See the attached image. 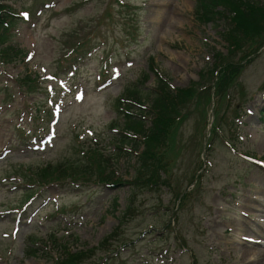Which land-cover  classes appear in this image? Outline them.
Instances as JSON below:
<instances>
[{
    "label": "rangeland",
    "instance_id": "rangeland-1",
    "mask_svg": "<svg viewBox=\"0 0 264 264\" xmlns=\"http://www.w3.org/2000/svg\"><path fill=\"white\" fill-rule=\"evenodd\" d=\"M3 2L26 14L15 19L5 39L27 55L0 63V264H56L63 246L75 251L105 238L125 208L129 185L66 180L41 185L36 182L40 168L80 163L78 149L93 142L113 154L111 137L118 131L109 124L118 123L115 97L126 86L145 81L140 89L149 106L156 84L150 63L171 87L198 79L212 63L214 50L225 52L219 35L225 22L201 21L196 0H117L105 24L98 25L102 37L94 38L86 59L75 69H63L59 60L70 50L66 44L93 26L111 0ZM27 73L38 74L42 84L29 94L16 82ZM208 93L211 101L213 90ZM206 95L207 90L198 110L191 107L173 127L171 190L136 189L139 211L123 226L118 251L105 257L108 250L95 247L84 264H264V119L259 114L264 107V46L244 64L230 98L217 105L229 123L236 104L244 103L238 106L241 118L232 120L237 138L228 136L230 123L220 124L235 150L215 136L195 193L175 209L174 192L189 185L208 140L204 118L211 120L213 106L205 103ZM136 154L113 159L124 179L134 175ZM115 197L118 205H113ZM247 241L249 253L262 249L255 260L242 255Z\"/></svg>",
    "mask_w": 264,
    "mask_h": 264
},
{
    "label": "trees",
    "instance_id": "trees-1",
    "mask_svg": "<svg viewBox=\"0 0 264 264\" xmlns=\"http://www.w3.org/2000/svg\"><path fill=\"white\" fill-rule=\"evenodd\" d=\"M195 13L204 22L224 20L226 24L221 31V36L226 42V53L217 51L213 63L202 71V80L192 81L186 87L172 89L163 77L156 76V85L151 92L149 109L142 108L144 101L141 89L136 84L125 87L122 95L116 98L117 116L123 120L122 124L116 122L112 124L120 128L118 135H112L113 139L120 144L117 146V155L125 152L121 146L133 147L135 150H140L141 148L138 146H142V149L137 154L136 175L129 182V185L132 186L129 202L119 218V225L100 243L102 247L110 240L117 239L121 226L135 215V189L137 187L161 188L166 186L171 189L173 176L171 165L174 163V159L168 156V151L174 125L185 119L191 107L194 106L195 110L199 109L200 96L202 97L206 90L205 103H208V92L212 86L216 98L218 97L217 106V103L219 104L222 99L226 98L237 83L244 64L251 62L253 56L264 45V0H196ZM12 17L14 15L10 8L5 4H0V61L4 63L12 61L14 56L23 53L22 50L10 44L4 46L5 38H8L12 31ZM93 35V32H89V39ZM82 51L83 49L80 47L78 52ZM145 75L147 78L148 74ZM203 79L207 81L205 85L207 83L208 86L199 91L198 86H202ZM19 83L24 85L27 90H34L37 87L36 79L30 75L20 78ZM215 110L216 118L219 111L217 112L216 108ZM260 113L264 118V107ZM238 114L235 109L234 116ZM204 120L207 125L206 117ZM227 121L226 117L218 115L211 127L212 135H217L222 122H226L228 125ZM186 145L188 148V144ZM83 154L85 155L84 159L80 163H76L80 166H73V163L72 165L71 163L66 164L65 161L52 170H50L49 164L40 168L39 181H37L43 184L55 179L67 178L74 181L79 177L78 175L95 174L100 181L119 183L120 179L113 177L112 169L106 172V166H110L108 163L110 157L102 158L103 154L100 148L91 147ZM81 170L82 172L76 173ZM193 178L194 175L190 182L193 181ZM181 193L180 190L175 191V197ZM190 194L193 192L184 191L180 202L182 203ZM54 244L57 245L55 241ZM115 250V248H109L110 253ZM63 251L62 257L57 259L56 264H82L92 254L94 248L71 251L63 246Z\"/></svg>",
    "mask_w": 264,
    "mask_h": 264
},
{
    "label": "bare ground",
    "instance_id": "bare-ground-1",
    "mask_svg": "<svg viewBox=\"0 0 264 264\" xmlns=\"http://www.w3.org/2000/svg\"><path fill=\"white\" fill-rule=\"evenodd\" d=\"M248 241L245 244V249L242 252L243 256H247V255H251L252 258H249L251 260H255V257H258V255L262 252V249H256L255 251H251V253H249V249H250V245H248ZM251 262V261H250Z\"/></svg>",
    "mask_w": 264,
    "mask_h": 264
},
{
    "label": "snow or ice",
    "instance_id": "snow-or-ice-1",
    "mask_svg": "<svg viewBox=\"0 0 264 264\" xmlns=\"http://www.w3.org/2000/svg\"><path fill=\"white\" fill-rule=\"evenodd\" d=\"M23 15H26V14H23Z\"/></svg>",
    "mask_w": 264,
    "mask_h": 264
}]
</instances>
